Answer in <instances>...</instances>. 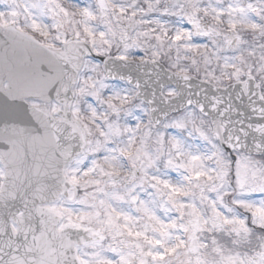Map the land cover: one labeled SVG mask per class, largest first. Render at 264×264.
<instances>
[{"label": "rangeland", "instance_id": "rangeland-1", "mask_svg": "<svg viewBox=\"0 0 264 264\" xmlns=\"http://www.w3.org/2000/svg\"><path fill=\"white\" fill-rule=\"evenodd\" d=\"M260 10L263 0H9L0 26L55 50L80 39L101 56L156 60L216 87L251 77L264 97ZM74 92L87 142L66 170L75 195L50 207L101 234L80 250L83 264H264V157L227 154L192 107L152 127L98 58L84 61Z\"/></svg>", "mask_w": 264, "mask_h": 264}, {"label": "water", "instance_id": "water-1", "mask_svg": "<svg viewBox=\"0 0 264 264\" xmlns=\"http://www.w3.org/2000/svg\"><path fill=\"white\" fill-rule=\"evenodd\" d=\"M93 56L83 41H67L55 51L14 26L0 27V264H80L78 249L99 237L90 228H59L62 216L50 208L59 198L75 195L65 170L82 152L85 131L70 108L83 59ZM102 61L109 78H125L137 87V97L149 104L153 125L192 104L210 118L222 146L231 143L264 156V101L254 80L217 88L145 62L153 75L162 77L151 90L139 74L124 66L114 69V62L126 61ZM166 84L175 85L178 95L164 98L160 89ZM52 102L59 107L54 113Z\"/></svg>", "mask_w": 264, "mask_h": 264}, {"label": "trees", "instance_id": "trees-1", "mask_svg": "<svg viewBox=\"0 0 264 264\" xmlns=\"http://www.w3.org/2000/svg\"><path fill=\"white\" fill-rule=\"evenodd\" d=\"M219 235H221V237H225V235H223V233H220ZM217 239H218V240H221L219 236H217ZM227 240H228V239H227ZM227 240H225V241H222V240H221V243H222V242H227ZM212 247H213V246H212Z\"/></svg>", "mask_w": 264, "mask_h": 264}, {"label": "bare ground", "instance_id": "bare-ground-1", "mask_svg": "<svg viewBox=\"0 0 264 264\" xmlns=\"http://www.w3.org/2000/svg\"><path fill=\"white\" fill-rule=\"evenodd\" d=\"M99 239H100V237H95V239H94L93 243H96V242H98V241H99Z\"/></svg>", "mask_w": 264, "mask_h": 264}]
</instances>
